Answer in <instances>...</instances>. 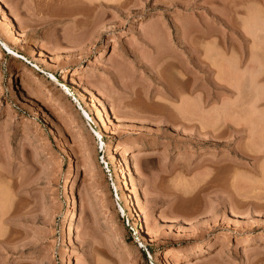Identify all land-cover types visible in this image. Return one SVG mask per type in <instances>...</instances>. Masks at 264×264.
<instances>
[{
  "label": "rangeland",
  "instance_id": "374dc122",
  "mask_svg": "<svg viewBox=\"0 0 264 264\" xmlns=\"http://www.w3.org/2000/svg\"><path fill=\"white\" fill-rule=\"evenodd\" d=\"M0 264H264V0H0Z\"/></svg>",
  "mask_w": 264,
  "mask_h": 264
},
{
  "label": "bare ground",
  "instance_id": "6f19581e",
  "mask_svg": "<svg viewBox=\"0 0 264 264\" xmlns=\"http://www.w3.org/2000/svg\"><path fill=\"white\" fill-rule=\"evenodd\" d=\"M4 44V46L6 47V49L8 50V51H10V52H14L13 50H11L9 47H8V45L6 44V43H3ZM53 78L55 79V77L53 76ZM73 79H72V82L77 86H80V81H78V79L76 78V77H72ZM78 88V87H77ZM85 92V91H84ZM101 113V112H100ZM180 113V112H179ZM99 116V118H100V114L98 115ZM102 118V117H101ZM102 120V119H101ZM103 145H104V142L102 141V143H101V149L103 150ZM127 169V168H126ZM81 201V200H80ZM82 205V204H81ZM126 207L131 211L132 209V207H133V203L132 202H128V203H126ZM126 210V208L125 207H123V211H124V213L126 212L125 211ZM132 212V211H131ZM218 254V253H217Z\"/></svg>",
  "mask_w": 264,
  "mask_h": 264
}]
</instances>
